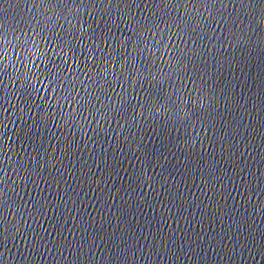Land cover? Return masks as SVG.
Listing matches in <instances>:
<instances>
[{"label": "water", "instance_id": "water-1", "mask_svg": "<svg viewBox=\"0 0 264 264\" xmlns=\"http://www.w3.org/2000/svg\"><path fill=\"white\" fill-rule=\"evenodd\" d=\"M0 264H264V0H0Z\"/></svg>", "mask_w": 264, "mask_h": 264}]
</instances>
